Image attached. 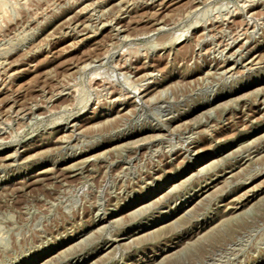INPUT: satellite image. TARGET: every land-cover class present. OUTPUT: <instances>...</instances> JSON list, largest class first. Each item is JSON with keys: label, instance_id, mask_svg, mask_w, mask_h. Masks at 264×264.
Listing matches in <instances>:
<instances>
[{"label": "rangeland", "instance_id": "rangeland-1", "mask_svg": "<svg viewBox=\"0 0 264 264\" xmlns=\"http://www.w3.org/2000/svg\"><path fill=\"white\" fill-rule=\"evenodd\" d=\"M0 2V264H264V0Z\"/></svg>", "mask_w": 264, "mask_h": 264}, {"label": "bare ground", "instance_id": "bare-ground-1", "mask_svg": "<svg viewBox=\"0 0 264 264\" xmlns=\"http://www.w3.org/2000/svg\"><path fill=\"white\" fill-rule=\"evenodd\" d=\"M0 3H1V2H0ZM93 3H94V2H93ZM0 5H1V4H0ZM94 5H95V4H94ZM248 5H249V4H248ZM4 6H5V5H4ZM90 6H91V5H90ZM138 6H139V5H138ZM2 7H3V6H2ZM87 7H88V6H87ZM163 7H165V6H163ZM163 7H162V8H163ZM192 7H193V6H192ZM4 8H5V7H4ZM0 9H2V8H0ZM82 9H83V8H82ZM123 9H124V8H123ZM128 9H129V7H128ZM3 10H4V9H3ZM84 10H85V9H84ZM166 10H167V9H166ZM204 13H205V12H204ZM117 15H118V14H117ZM234 15H235V14H234ZM218 17H219V16H218ZM225 17H226V16H225ZM75 18H76V17H75ZM113 18H114V17H113ZM73 19H74V18H73ZM76 19L78 20V17H77ZM76 19H75V20H76ZM227 19H228V18H227ZM153 20H154V19H153ZM101 21H102V20H101ZM160 21H161V20H160ZM160 21H159V22H160ZM219 21H220V20H219ZM74 22H75V21H74ZM150 22H151V21H150ZM161 22H162V21H161ZM161 22H160V23H161ZM216 22H217V21H216ZM216 22H215V24H216ZM76 23H77V22H76ZM78 24H79V23H78ZM90 24H91V23H90ZM208 24H209V23H208ZM155 25H156V23H155ZM120 26H121V25H120ZM158 26H159V25H158ZM223 27H224V26H223ZM248 27H249V26H248ZM213 28H214V27H213ZM123 29H124V28H123ZM162 29H163V28H162ZM204 29H205V28H204ZM94 30H95V29H94ZM154 30H155V29H154ZM69 31H70V30H69ZM77 31H78V30H77ZM147 31H148V30H147ZM156 31H157V29L155 30V32H156ZM150 32H151V31H150ZM234 32H235V31H234ZM54 34H55V33H54ZM116 34H117V33H116ZM151 34H152V33H151ZM52 35H53V34H52ZM162 35H163V34H162ZM88 37H89V36H88ZM116 37H117V36H116ZM47 38H48V37H47ZM161 38H162V37H161ZM203 38H204V37H203ZM83 39H84V38H83ZM159 39H160V38H159ZM200 39H201V38H200ZM181 40H182V39H181ZM248 40H249V39H248ZM212 41H213V40H212ZM235 41H236V40H235ZM42 42H43V41H42ZM170 42H171V41H170ZM233 45H234V44H233ZM79 46H80V45H79ZM157 46H158V45H157ZM69 47H70V46H69ZM107 49H108V48H107ZM232 49H233V48H232ZM237 49H238V48H237ZM119 50H120V49H119ZM41 51H42V50H41ZM182 51H183V50H182ZM109 52H110V51H109ZM109 52H108V53H109ZM114 52H116V51H114ZM103 53H105V52H103ZM231 53H232V52H231ZM110 54H111V53H110ZM124 54H125V53H124ZM232 54H234V53H232ZM98 55H99V54H98ZM221 55H222V54H221ZM103 56H104V55H103ZM110 56H111V55H110ZM231 56H232V55H231ZM7 57H8V56H7ZM86 58H87V57H86ZM9 59H10V58H9ZM90 59H91V58H90ZM90 59H89V60H90ZM195 59H196V58H195ZM225 59H226V58H225ZM228 59H229V58H228ZM93 60H94V59H93ZM95 60H98L97 57H96ZM12 61H13V60H12ZM85 61H86V60H85ZM91 61H92V60H91ZM88 62H89V61H88ZM101 62H102V61H101ZM229 62H230V61L227 60L226 63L224 62L225 65L223 64L224 66H223V65H222V66L225 68V71L231 73V72L234 70V67H230V66H229ZM6 63H7V62H6ZM85 64H86V63H85ZM87 65H88V64H87ZM75 66H76V65H75ZM84 66H85V65H84ZM73 67H74V66H73ZM7 68H8V67H7ZM7 68H6V69H7ZM76 68H77V67H76ZM122 68H123V67H122ZM9 69H10V68H9ZM238 70H239V69H238ZM77 71H78V70H77ZM223 73H224V72H223ZM12 74H13V73H12ZM147 74H148V73H147ZM232 74H233V73H232ZM125 75H126V74H125ZM263 77H264V76H263ZM96 79H97V78H96ZM98 79H99V78H98ZM103 79H104V78H103ZM90 80H91V79H90ZM132 81H133V80H132ZM92 82H93V81H92ZM109 82H110V81H109ZM109 82H108V83H109ZM128 82H129V81H128ZM130 82H131V81H130ZM104 83H105V82H104ZM131 83H132V82H131ZM70 84H71V83H70ZM134 84H135V83H134ZM64 85H65V84H64ZM110 85H111V83H110ZM141 85H142V84H141ZM112 86H113V84H112ZM91 87H92V86H91ZM62 88H63V87H62ZM138 88H139V87H138ZM92 89H93V88H92ZM79 90H80V89H79ZM78 92H79V91H78ZM69 93H70V92H69ZM56 94H57V92H56ZM130 95H131V94H130ZM134 96H135V95H134ZM132 97H133V96H132ZM120 98L122 99V97H120ZM105 100H106V99H105ZM163 106H164V105H163ZM259 107H260V106H259ZM31 111H32V110H31ZM127 114H128V113H127ZM122 115H123V114H122ZM254 115H255V114H254ZM171 124H172V123H171ZM79 125H80V124H79ZM168 131H169V130H168ZM187 132H188V131H187ZM123 134H124V133H123ZM150 136H151V135H150ZM27 150H28V149H27ZM7 158H8V157H7ZM7 158H6V159H7ZM7 160H8V159H7ZM6 164H7V163H6ZM69 169H70V168H69ZM72 169H73V168H72ZM43 171H44V170H43ZM47 171H50V170H47ZM67 171H69V170H67ZM71 171H72V170H71ZM71 171H70V172H71ZM227 171H228V170H227ZM43 173H44V172H43ZM37 174L39 175V173H37ZM41 174H42V173H41ZM46 174H47V173H45V176H46ZM52 174H53V173H52ZM64 174H65V173H64ZM64 174H63V176H64ZM71 174H72V173H71ZM38 175H37V176H38ZM65 175H67V174H65ZM31 176H32V174H31ZM35 176H36V175H35ZM53 176H54V175H53ZM58 176H59V175H58ZM67 176H69V175H67ZM46 177H47V176H46ZM51 177H52V176H51ZM51 177H49V178H51ZM56 177H57V176H56ZM31 178H32V177L28 178V179H27L28 181L26 182V184H24V185H22V186H20V187L24 188V187L29 183V181L31 180ZM40 178H41V177H40ZM40 178H39V179H40ZM61 178H62V177H61ZM33 179H34V178H33ZM43 179H44V178H43ZM45 179L48 180V178H45ZM25 180H26V179H25ZM25 180H24V181H25ZM41 180H42V178H41ZM30 182H31V181H30ZM32 182H34V181H32ZM54 182H55V181H54ZM34 183H35V182H34ZM34 183H33V184H34ZM37 183H38V181H37ZM13 184H14V183H13ZM18 184H20V182H19ZM21 184H22V183H21ZM35 184H36V183H35ZM35 184H34V186H35ZM38 184H39V183H38ZM38 184H37V185H38ZM7 185H8V184H7ZM29 185H32V183H29ZM29 185H27V186H29ZM16 186H17V185H16ZM27 186H26V187H27ZM39 186H40V185H39ZM210 186H211V185H210ZM5 187L8 189L7 186H5ZM5 187H2L1 189L5 188ZM10 187H11V186H10ZM14 187H15V186H12L11 188L14 190ZM29 187H30V186H29ZM15 188L18 189L19 187H15ZM27 188H28V187H27ZM1 189H0V191H1ZM19 189H20V188H19ZM32 189H33V188H32ZM32 189H31V190H32ZM10 190H11V189H10ZM13 190H12V191H13ZM15 190H16V189H15ZM22 190H23V189H22ZM24 190H25V189H24ZM3 191H4V190H2V192H3ZM5 191L7 192V190H5ZM13 193H14V192H13ZM205 193H206V191H205ZM222 193H223V192H222ZM203 194H204V193H203ZM0 196H1V195H0ZM3 196H5V195H3ZM235 197H236V196H235ZM242 197H243V196H242ZM253 197H254V196H253ZM202 198H203V197H202ZM247 198H248V197H247ZM251 198H252V197H251ZM244 199H245V196H244ZM248 199H249V198H248ZM161 200H162V198H161ZM240 200H241V199H240ZM159 201H160V200H159ZM241 201H242V200H241ZM158 203H159V202H158ZM242 204H243V203H242ZM235 205H236V204H235ZM243 207H244V206H243ZM240 209H241V208H240ZM233 210H234V209H233ZM102 211H103V210H102ZM140 215H141V214H140ZM105 218H106V217H105ZM110 223H111V220H110ZM136 234H137V233H136ZM199 235H200V234H199ZM1 239H2V238H1ZM85 239H86V238H85Z\"/></svg>", "mask_w": 264, "mask_h": 264}]
</instances>
